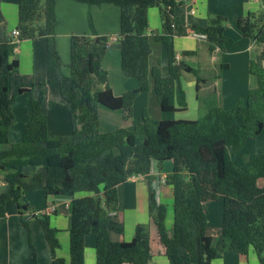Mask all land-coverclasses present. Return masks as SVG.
<instances>
[{"label":"trees","instance_id":"1","mask_svg":"<svg viewBox=\"0 0 264 264\" xmlns=\"http://www.w3.org/2000/svg\"><path fill=\"white\" fill-rule=\"evenodd\" d=\"M92 6L112 4L119 9L120 70L133 78L137 86L116 96L109 85L101 60L111 41L95 29L87 15L88 34L69 37L68 74L57 50V23L54 0H17L18 31L16 41L6 30L0 11V181L9 187L0 195V224L6 220V205L16 207L20 224L29 231V220L37 221L48 246L51 264H64L58 257L57 230L45 214L26 218L29 206L25 195L39 191L45 197L70 199L68 232L69 264H85V237L95 238V264H148L151 258L149 232L135 227L131 241L115 240L124 234V222L118 217V187L133 176H144L148 187V215L156 227L158 240L168 264H211L217 250L207 235L205 203L221 197L223 214L221 235L229 250L242 256L253 251L264 264V150L250 166L239 169L229 155H235L245 141L257 138L264 128V0L256 12H247L236 20V28L251 43L260 44L262 65L249 61L248 71L256 78V87L247 91L243 101L229 109L222 107L221 96L203 97L196 120H168L142 110L132 118V107L141 93L150 95L160 113L187 110L183 73H191L203 82L200 71L177 59L174 48V8L177 0H74ZM1 3V0H0ZM157 8L160 34L149 31L148 10ZM228 20L221 15L208 17L205 27L193 32L205 35L209 49L224 51L230 39L225 35ZM45 39L54 66L49 76L37 85L36 97L30 98L29 118L21 139L12 144L8 130L14 123L13 98L9 83L18 62L14 49L22 41ZM163 50L167 70L163 72L159 51ZM194 54L183 51L182 55ZM65 67V66H64ZM221 65V69L226 68ZM220 78V77H218ZM215 78V79H218ZM56 84L71 125L68 136H50L42 110L44 87ZM32 94L19 89L16 95ZM122 111L132 129L99 131L98 107ZM151 108V107H150ZM206 150L210 158L204 159ZM172 161L166 180L172 187V231L164 221L166 207L156 198L151 186V165L161 168ZM32 170V171H31ZM32 246V244L30 243ZM34 264L36 252L34 254ZM0 264L2 262L0 261Z\"/></svg>","mask_w":264,"mask_h":264},{"label":"crops","instance_id":"2","mask_svg":"<svg viewBox=\"0 0 264 264\" xmlns=\"http://www.w3.org/2000/svg\"><path fill=\"white\" fill-rule=\"evenodd\" d=\"M54 1L57 19L55 26V40L62 63L64 65L69 63L68 38L70 35L89 33L87 15L90 14L97 32L100 35L109 36L111 39L109 47L101 60V65L108 74L109 85L112 88L113 93L116 96H119L127 90L135 88L137 86V81L133 78L123 76L120 70L119 46L115 41V36L119 32L118 7L112 4L88 6L74 0ZM260 7L261 0H182L179 5L174 8L175 20L173 24V40L176 57L190 67L198 69L200 71V77L203 81H197L195 76L191 73H183L182 76H184L186 87H188V85L195 86L198 94L209 90L212 91V93L219 94L221 96L222 107L224 109H229L236 102L243 101L245 99L247 91L257 85L256 78L248 71L249 61H254L258 65H262L260 57L262 46L260 44L251 43L248 39L244 38L240 31L236 28V20L239 16L245 15L247 12L258 11ZM0 11L4 20L3 24L5 25L7 32L11 34V32L15 30L17 23V0H1ZM213 15H221L226 17L228 20V28L225 31V35L230 39V41L225 44L224 51H220L216 48L214 52H211L209 49V43L205 40V38L195 36L191 29L194 26L205 27L208 22V17ZM148 24L149 31L156 34H160L162 32L159 13L156 8H150L148 10ZM45 51L46 54H48L46 41L42 38L32 41H22L18 43L14 49L13 59L18 62V66L15 76L9 83V92L10 89H12L13 92L18 91L19 89H32V94L25 92L18 95V98L22 100V104L24 103V107H22L21 111L23 126L29 118V102L31 96H37V85L49 76L54 66L53 60L44 55ZM183 51L194 52V54H187L183 56ZM160 54L161 50L159 51V55ZM36 64L38 66L39 73L41 72L42 80H40L37 76L35 69ZM222 64L227 67L221 69ZM22 66L24 68L22 71L23 73L20 72ZM64 68L63 73L68 74L69 69L66 67ZM12 83H15V88H12ZM48 86L49 85H46L44 87L42 103V110L46 117L47 128L49 127L47 113L50 114L49 110L51 108L50 102L52 92L55 98V103L59 104V106L62 105V99L59 91L58 94H56L54 93V89H51ZM55 88H57L55 90H58V87L55 86ZM184 91L188 102L187 91L185 89ZM142 96L144 97H141L138 100L141 108H144L145 104L150 99V95L148 94L147 98L145 97L146 95ZM44 104L48 107V109L45 108ZM154 105L153 110L157 112V118L175 120L172 116L177 112L168 113L167 115L162 114L160 113L157 105ZM11 106L15 122L16 115L13 110V105ZM106 109L107 108L103 106L98 107L99 128H101L102 124H106V126L109 125L111 128L115 127L114 129L122 127L129 129V127L132 126V122L130 120L123 119V115L121 116L122 119L118 120L116 115L106 112ZM101 114L105 118H108L107 120L110 121L111 124L102 122L100 119ZM136 115L138 114L135 113L134 117H136ZM164 115L169 117L164 118ZM114 122L117 124L119 123L120 126L115 125ZM263 130L259 136L263 134ZM172 167L173 165H171L169 161L164 162L161 168L158 167L156 162H153L150 174L152 177L151 186L155 189L157 200L160 201L170 199L171 206L172 187L167 184L166 180L172 172ZM148 187L149 183L147 182V178L144 176H133L118 187L119 208L117 210V215L124 222V234L119 237L114 236L113 238L115 240L129 242L134 236L135 227L138 224L144 225L143 223H147L148 227L145 228L149 232L151 252V258L148 264H168L167 258L164 254V249L158 240L156 227L148 215ZM126 197L133 198L134 203H140L139 199L141 197V203H143L141 211L140 208L135 205L127 208L134 214V220L131 223H127L126 218L123 216V212L126 210L125 207L127 204L133 203L132 201H127V203H125ZM66 204L67 206L65 207H68L69 204L65 203V205ZM144 209L146 210L145 216H143ZM139 212H141V216L145 222L139 219ZM12 213V210L7 208L6 220L0 224V235L6 237L8 244H11L10 219L14 216ZM53 213H57V205L53 210ZM68 228L69 225L66 230H68ZM165 229L168 234H171L172 216L171 221H169V225H165ZM211 237L213 239L214 247L217 250L216 257L211 264H259L257 256L253 251L249 252L247 256H242L229 250V246L222 235H220L218 239L214 238L212 235ZM84 244L85 264H90L89 259L91 260V264H95L94 236H86ZM65 260H67V258L63 257L64 264Z\"/></svg>","mask_w":264,"mask_h":264},{"label":"rangeland","instance_id":"3","mask_svg":"<svg viewBox=\"0 0 264 264\" xmlns=\"http://www.w3.org/2000/svg\"><path fill=\"white\" fill-rule=\"evenodd\" d=\"M68 46H69V38H68ZM44 55H46V57H48L49 59L53 60V57L49 54H46V51ZM69 55H70V50L68 49V56ZM159 56L161 59L162 70L163 72H166L167 61L166 59H164L163 50H161V54ZM67 65L63 64L62 71H64L65 69L64 66L66 67ZM23 69L24 68L22 66L20 72H22ZM35 69H36L38 78L42 80L41 72L39 73L37 64L35 65ZM11 86L12 88H15V83H12ZM55 86L58 87L55 84H50L48 87H50L51 89H54V93L58 94L59 89L55 90L57 89L55 88ZM181 87L183 90L185 89L187 91V95H188L187 108L188 109L183 112L175 113L172 116V118H175V120H178V119L196 120L200 114V106H201L203 97H207L208 95H211L212 91L209 90L201 94L200 93L198 94L195 86L188 85V87H186L184 76H181ZM16 92L17 91L13 92L12 89H10V92H9L10 96L13 98L12 105H13L14 113L16 115V121L8 130V140L12 144H16L20 141L23 128H24V126L22 125L23 119L21 117V111H22V107H24V103L22 104L21 102L22 100L18 98V95H16ZM142 95H146L145 96L146 98L148 97L147 93L146 94L141 93L140 95H138V98H136L135 102L133 103L131 119L140 118L142 115V110L144 108H148L149 115L157 118V112L153 110L155 106L154 101L151 103L149 99V101L145 104L144 108H141V106L139 105L138 99H140L141 97H144ZM186 101H187V98H186ZM50 107H51L49 110L50 114L47 113V120L49 123V127H48L49 135L50 136L70 135L71 125H70V119H69L68 112L66 108H64L62 105L59 106V104L55 103L53 92L51 94ZM45 108L48 109L46 105H45ZM11 110H12V106H11ZM105 111L108 113H111L112 115H116V117H118V120L122 119L121 118L122 111H111L107 109ZM135 113L138 114L136 115V117H134ZM163 117L165 118L169 116L164 115ZM100 119L102 122L111 124V122L107 120L108 118H105L102 114H101ZM114 124L117 126H120L119 123L117 124L114 122ZM131 127L132 126L129 127L130 130L132 129ZM114 128L115 127L111 128L109 125L106 126V124H102L101 128H99V131L102 133H106V132H111V131L120 129V128H116V129ZM122 128L124 129L125 127H122ZM262 147H264V130H263V134L259 136L258 138L245 141L242 149L239 152H237L235 155H229V159L232 162V164L237 166L239 169H245L246 167L250 166V163L252 159L254 158L253 156H258L259 154L262 153V151L264 150V148ZM202 157L204 159L210 158V154L206 150H203ZM169 162L171 163V165H173L172 161H169ZM8 192H9L8 185L0 181V195L3 193H8ZM139 200H140V203H134L133 198L126 197L125 203H127V201L133 202L131 204H127V206L125 207L126 210L123 212V216L126 218L127 223L129 222L131 223L134 220L133 212L127 208L129 206L135 205L138 208H140V211H141V208L143 207V203H141V197ZM21 202L26 203L29 206V210L25 215L27 219H30L31 214L33 213H35L37 217H41V214H45L48 217L50 225L57 229V232H56V238L58 241L57 255L61 259H63V257H66L67 260H65V264H69L68 232L66 228L68 225L70 226V217H69L70 211L68 207H65V203L70 204V199L65 198V197H51V196L45 197L42 192L36 191L31 194L25 195L22 198ZM159 202H162V204H164L166 207V216H165L164 225L168 226L169 221H171V216H172L171 200L164 199V200H160ZM52 204L57 205L56 214H54L53 211L51 210L52 207L56 208V205H52ZM7 208L11 209L13 212L12 214H14V216H12V218L10 219L11 221V225H10L11 244H8L6 237L0 235V261L3 264H34L33 258L36 252L35 264H51L50 252L45 242V239L43 237V234H42L43 231H42L40 224L37 221H34L33 220L34 217H32L29 220L30 222L29 231H27L20 224V220L16 213L17 211L16 207L12 204H7L6 210ZM205 208H206L207 220H208V226H207L206 233L207 235L209 236L212 235L214 238L218 239L219 236L221 235V219H222V214H223L222 198L219 197L216 200L207 201L205 203ZM145 215H146V210L144 209L143 216ZM139 219L141 221L144 220L143 217L141 216V212H139ZM143 224H144L143 225L144 227H148L147 223H143ZM30 243L32 244V246L30 245ZM89 261L91 264L90 259Z\"/></svg>","mask_w":264,"mask_h":264},{"label":"built area","instance_id":"4","mask_svg":"<svg viewBox=\"0 0 264 264\" xmlns=\"http://www.w3.org/2000/svg\"><path fill=\"white\" fill-rule=\"evenodd\" d=\"M178 2H181L182 0H177ZM195 36H197V37H200V38H205V35L204 34H201V33H198V32H194L193 33ZM11 35H12V37H13V40L14 41H16V38H17V36H18V31L17 30H14V31H12L11 32ZM65 206H67V204L65 205ZM55 208L54 207H52V211L54 210Z\"/></svg>","mask_w":264,"mask_h":264}]
</instances>
